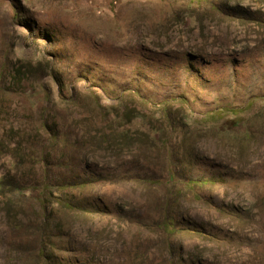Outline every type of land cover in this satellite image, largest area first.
<instances>
[{
	"label": "rangeland",
	"instance_id": "obj_1",
	"mask_svg": "<svg viewBox=\"0 0 264 264\" xmlns=\"http://www.w3.org/2000/svg\"><path fill=\"white\" fill-rule=\"evenodd\" d=\"M13 74L24 81L20 86L29 89L32 97L0 95V101L14 110L3 115L5 124L18 115L35 118L40 109L52 108L58 90L66 99L55 106L62 117L69 115L68 121L70 116L80 119L76 113L84 111L86 91H91L116 111L125 106L146 116L129 125L142 131L149 120L156 126L160 123L156 111L164 100L170 111L186 115L250 101L247 110L253 115L264 110V0H0L3 87L19 86ZM19 107L26 110L20 113ZM75 121L68 127L71 139L78 137ZM259 139L251 156L234 164V170L256 174L264 167V136ZM10 148L0 153V171ZM92 151L76 155L99 157L110 164L115 158L143 157L138 149L118 157ZM195 151L200 157L219 156L210 137L200 140ZM196 169L209 172L206 166ZM226 182L204 188L202 200L187 196L180 202V212L191 219L231 234L225 240L181 235L175 243L182 248L184 264H264V181ZM83 193L102 200L110 207L109 214L72 220L76 251L51 247L58 257L125 264L124 249L131 243L149 244L152 263L164 256L152 227L142 225L153 213L159 193L110 182L97 183ZM213 204L245 208V217L230 220L219 215ZM29 233L11 230L0 209V264H33L21 259V250L32 246ZM59 240L52 237L53 244L64 247Z\"/></svg>",
	"mask_w": 264,
	"mask_h": 264
},
{
	"label": "trees",
	"instance_id": "obj_2",
	"mask_svg": "<svg viewBox=\"0 0 264 264\" xmlns=\"http://www.w3.org/2000/svg\"><path fill=\"white\" fill-rule=\"evenodd\" d=\"M12 78L19 86L15 90L0 83L1 97L27 94L30 99V90L20 86L24 81L15 74ZM43 92L48 95L44 89ZM85 98L88 102L84 111L76 113L79 120L70 116L68 121L69 115L64 118L59 114L55 105L66 98L58 90V101L52 108L40 109L35 118L16 114L17 119L7 124L3 115L13 109L0 101V153L11 146L0 171V209L5 211L11 230L32 235V246L21 250V259L33 264H89L88 257H58L51 247L65 253L75 252L77 240L71 229L72 220L87 221L93 215L109 214L110 207L102 200L83 196L84 191L100 182L132 183L148 193H159L153 213L140 223L152 227L164 256L152 263L149 244L131 243L124 249L125 264H136L139 260L140 264H184L182 248L175 243L181 235L231 238L227 231L198 223L180 212V202L187 196L194 201L202 200L204 188L227 183L226 180L250 184L264 181V167L256 174L233 169L234 164L248 159L261 142L264 110L248 113L249 101L242 106L225 105L186 115L170 111L164 100L156 111L160 123L156 126L149 120L142 131L129 125L137 119L144 121L146 116L132 113L125 106L116 111L103 104L95 92L86 91ZM141 100L147 101L144 97ZM177 100L186 104L185 99ZM23 109L19 107L18 112L26 110ZM74 121L78 124V137L71 139L68 127ZM206 137L213 139L219 152L217 159L200 157L195 151L197 143ZM133 149H138L143 157L131 161L115 158L110 164L101 162L103 159L99 157L96 160L76 155L93 150L118 157ZM200 166H206L209 172H199L196 168ZM213 208L233 221L245 217V208L236 210L216 204ZM118 217L125 216L120 212ZM54 234L60 239L58 245L63 241L64 247L53 244Z\"/></svg>",
	"mask_w": 264,
	"mask_h": 264
}]
</instances>
